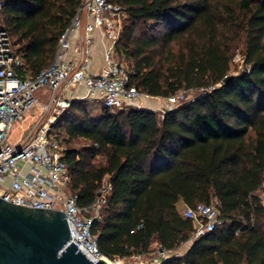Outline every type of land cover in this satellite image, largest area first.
I'll list each match as a JSON object with an SVG mask.
<instances>
[{
    "label": "trees",
    "instance_id": "16d2710c",
    "mask_svg": "<svg viewBox=\"0 0 264 264\" xmlns=\"http://www.w3.org/2000/svg\"><path fill=\"white\" fill-rule=\"evenodd\" d=\"M82 1L5 0L2 22L31 75L53 62ZM111 1L129 22L117 53L125 47L133 60L130 86L162 98L219 86L164 117L102 106L95 118L88 101L77 100L60 117L55 126L64 143L90 142L65 151L80 205L95 201L104 180L112 184L92 225L101 253L122 259L192 242L163 264H264V0ZM140 23H152L153 31ZM98 156L104 161L96 164ZM212 202L224 223L193 239L194 223L180 203Z\"/></svg>",
    "mask_w": 264,
    "mask_h": 264
},
{
    "label": "built area",
    "instance_id": "2783aa9c",
    "mask_svg": "<svg viewBox=\"0 0 264 264\" xmlns=\"http://www.w3.org/2000/svg\"><path fill=\"white\" fill-rule=\"evenodd\" d=\"M4 5L5 0H0V197L28 208L65 213L72 242L94 264L101 258L114 264H163L173 256L172 251L158 248L149 254L122 259H110L101 253L92 225L101 219L112 184L104 180L95 201L89 206L80 205L78 195L70 189L66 147L55 125L74 100L101 102L111 111L148 109L164 117L166 112L190 104L196 96L219 85L182 89L164 98L160 108L142 104L150 96L130 86L131 70L116 57L126 12L122 5L111 0H83L59 39L53 62L31 75L2 22ZM99 33L107 46L104 66L96 75L91 68ZM72 51L76 52V58L70 57ZM243 60L240 54L234 58L235 62ZM189 93L191 98L187 97ZM16 133L19 135L13 140ZM260 196L263 200L264 182ZM181 213L194 223L193 239L215 231L224 223L215 202L184 206Z\"/></svg>",
    "mask_w": 264,
    "mask_h": 264
},
{
    "label": "water",
    "instance_id": "95a60500",
    "mask_svg": "<svg viewBox=\"0 0 264 264\" xmlns=\"http://www.w3.org/2000/svg\"><path fill=\"white\" fill-rule=\"evenodd\" d=\"M0 264L94 263L72 242L65 213L0 197ZM96 264L109 262L101 258Z\"/></svg>",
    "mask_w": 264,
    "mask_h": 264
},
{
    "label": "rangeland",
    "instance_id": "374dc122",
    "mask_svg": "<svg viewBox=\"0 0 264 264\" xmlns=\"http://www.w3.org/2000/svg\"><path fill=\"white\" fill-rule=\"evenodd\" d=\"M127 14H126V18L124 20V24L127 25L129 22L127 21ZM152 23H149V24H143V23H140V27L141 29H144L146 30V32H152L153 29L149 28L148 27H152ZM159 30H161V28L159 27ZM154 32H156V34L158 33L157 31L154 30ZM139 34H142V31H139L138 32ZM148 35V34H147ZM123 43V42H122ZM121 43V44H122ZM125 47L121 48V51L119 53H117V60L124 64L127 68H130V65L131 63L133 62V60L131 58L128 57V53L127 51H125ZM237 54H240L241 56H244V48H243V45H240L239 48L236 50V53H235V56ZM234 56V57H235ZM235 62V61H234ZM237 65H238V68H241L242 66V62L239 61V62H235ZM187 97L188 98H191L192 97V94H187ZM157 100L156 99H153V98H145L143 101H142V104L146 105V106H151V104L153 105L154 102H156ZM164 104V99L162 101V104ZM90 113L92 114L93 117H98L100 112L102 111V104L101 102H89L88 101V105H87ZM116 112H119L118 111H113V113H116ZM158 112V111H157ZM159 113V112H158ZM18 133L14 134L12 139L15 140L17 137H18ZM64 143V142H63ZM90 145V142L85 140V139H74L70 142H66L64 143V146L66 147V149H71V148H77V149H81L82 147H85V146H89ZM102 161H104V157L103 156H98L96 157L95 159V163L96 164H99L101 163ZM264 200V199H263ZM263 204H264V201H263ZM185 205L180 203L179 205V208H183ZM158 245L156 243L153 244V247H157ZM186 246L185 244H183L181 247H179L178 249L172 251V254L173 256L175 257H181V254L184 252ZM157 250V249H156ZM148 256V255H147ZM146 257V256H145ZM145 260H147V258H144Z\"/></svg>",
    "mask_w": 264,
    "mask_h": 264
},
{
    "label": "crops",
    "instance_id": "0c3cea01",
    "mask_svg": "<svg viewBox=\"0 0 264 264\" xmlns=\"http://www.w3.org/2000/svg\"><path fill=\"white\" fill-rule=\"evenodd\" d=\"M73 42H74V46L77 47L78 46L77 41L74 39ZM106 46H107L106 40L99 33L96 37V41H95V44L93 47V60H92L93 64H92V68H91V71L93 74H96V75L100 74V72L104 66ZM69 55L71 58L77 57L76 52H74V51H72ZM150 98L157 100L156 102L153 103V105L151 104L150 108H153L155 106L160 108L162 106L161 104H162V101L164 98H162V97H151V96H150ZM185 246H186V248H185L184 252L181 254V256L185 255L186 252L190 249V247L192 246V242L185 243Z\"/></svg>",
    "mask_w": 264,
    "mask_h": 264
},
{
    "label": "bare ground",
    "instance_id": "6f19581e",
    "mask_svg": "<svg viewBox=\"0 0 264 264\" xmlns=\"http://www.w3.org/2000/svg\"><path fill=\"white\" fill-rule=\"evenodd\" d=\"M109 262V261H108ZM109 264H114L113 262H109Z\"/></svg>",
    "mask_w": 264,
    "mask_h": 264
}]
</instances>
